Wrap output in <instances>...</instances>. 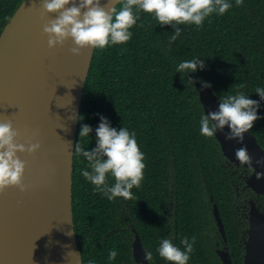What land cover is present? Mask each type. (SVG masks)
Listing matches in <instances>:
<instances>
[{"label": "trees", "instance_id": "1", "mask_svg": "<svg viewBox=\"0 0 264 264\" xmlns=\"http://www.w3.org/2000/svg\"><path fill=\"white\" fill-rule=\"evenodd\" d=\"M228 2L233 5L229 11L213 13L202 26L179 25L181 35L171 47L173 27L159 25L151 14L141 12L126 44L95 50L76 144L85 151L96 147L102 116L117 131L124 127L136 133L145 169L141 186L132 189V200L109 201L82 175L90 171L88 161L74 155L73 215L83 264H137L133 229L146 252L152 253L150 264H170L157 252L162 240L170 239L183 250L180 241L193 236L188 264H222L211 247L212 204L224 223L233 264H243L239 207L245 176L252 169L230 164L215 136L201 135L200 118L205 112L195 87L196 81L209 86L219 100L243 92L259 102L257 115L262 118L250 132L264 149V101L255 93L257 87L264 88V0H243V6ZM20 3L12 0L0 8V34ZM123 4L124 0L117 11ZM193 58H201L205 67L185 74L182 82L176 68ZM82 125L91 127L89 137L79 138ZM107 182H115L111 174ZM204 227L210 241L204 237ZM112 250L118 255L109 261Z\"/></svg>", "mask_w": 264, "mask_h": 264}, {"label": "water", "instance_id": "2", "mask_svg": "<svg viewBox=\"0 0 264 264\" xmlns=\"http://www.w3.org/2000/svg\"><path fill=\"white\" fill-rule=\"evenodd\" d=\"M123 0H117L118 6ZM42 0H22L0 35V123L11 121L16 143H39L34 155L19 154L26 163L25 192L9 188L0 194V264H83L73 215L74 149L85 87L96 49L73 56L74 43L49 49L41 20ZM78 3V0H77ZM107 0H101L104 5ZM71 5H69L70 7ZM195 87L205 114L219 109L214 91L201 82ZM230 129L217 131L224 157L240 166L237 149L252 158L247 187L264 195V149L250 130L243 143L227 140ZM248 239L243 264H264V213L250 202ZM214 217L225 229L218 208ZM132 243L137 264H149L136 229ZM69 251L79 255L67 256ZM223 264H233L227 250L217 252Z\"/></svg>", "mask_w": 264, "mask_h": 264}, {"label": "clouds", "instance_id": "3", "mask_svg": "<svg viewBox=\"0 0 264 264\" xmlns=\"http://www.w3.org/2000/svg\"><path fill=\"white\" fill-rule=\"evenodd\" d=\"M116 3L117 0H107L104 5L101 0H78V3L77 0H42L41 20H46L49 14H56L54 19L47 20L43 25L42 35L47 37L49 49L63 47L71 39L74 46L70 53L80 56L83 49H104L110 44H126L132 37L130 29L137 25L141 12L151 14L159 25L173 27L174 34L169 38L171 47L181 35L179 25L199 27L213 13L223 15L233 7L228 0H124L123 7L117 11ZM235 6H243V0H235ZM204 67L201 58H193L179 63L176 72L181 73L184 82L185 74L195 73L198 68L203 70ZM192 83L191 80L187 81L188 85ZM239 87L243 88L244 85ZM255 93L264 101V88L257 87ZM248 97L243 92L221 96L218 111L201 115V135L212 138L218 130L223 131L228 126L230 131L226 139L243 143L245 133L262 118L257 115L259 102ZM100 120L96 129V147L92 151H85L79 142L75 145L74 153L83 156L90 169L82 171V175L94 186V191L102 193L109 201L117 197L132 200V189L141 186L145 169V156L138 146L136 133L124 127L117 131L104 117L101 116ZM91 132L90 126L82 125L79 138L89 137ZM18 136L11 121L0 123V194L9 188L25 192L29 187L23 182L26 163L18 153L34 155L41 145L31 142L27 146L18 144ZM235 155L241 165L251 167L252 158L246 147L237 149ZM108 174L115 181L111 185L107 182ZM195 241V236L184 237L180 241L183 245L181 250L170 239H164L157 252L170 264H188ZM76 255L80 256L74 251L67 253V256ZM117 255L116 250L110 251L109 261L115 260ZM146 259H152L151 252H146Z\"/></svg>", "mask_w": 264, "mask_h": 264}, {"label": "flooded vegetation", "instance_id": "4", "mask_svg": "<svg viewBox=\"0 0 264 264\" xmlns=\"http://www.w3.org/2000/svg\"><path fill=\"white\" fill-rule=\"evenodd\" d=\"M22 3V0H20ZM10 3H12V0H0V8H5L6 6H8ZM20 3V4H21ZM20 6V5H19ZM19 8V7H18ZM17 8V9H18ZM3 31V30H2ZM1 31V32H2ZM1 35V34H0ZM229 164V163H228ZM230 165V164H229ZM244 167V166H243ZM246 168V167H245ZM252 173V172H251ZM251 175V174H250ZM249 177V175L245 176V181L247 180V178ZM243 190L245 191L242 195V204L239 207V210H241V214L239 217V224H238V228L241 229V242L243 244V249H244V253L242 256V259H244V255H245V243L248 239V230H249V212L251 209L250 206V202L254 201L256 206L264 213V195H258L257 193H255L253 190H251L250 188H248L247 186H245L243 188ZM212 200V198H211ZM213 201V200H212ZM246 203V204H243ZM217 207L216 204H212V215H213V222H214V228H215V234L213 235V241H212V250L214 251V253L217 255L218 259L220 260V262L223 264L222 260L220 259L219 255H218V251L221 250H227L228 253L230 254V258L232 260L233 263V252L231 250V247L229 246V242L226 236V239H224V237L221 235L220 231H219V227L217 224V221L214 217V207ZM218 208V207H217ZM219 210V209H218ZM220 213V212H219ZM221 217V216H220ZM223 222V221H222ZM224 225V223H223ZM225 229V228H224ZM203 233H204V237L207 240H211L212 237L209 234L208 230H206V227H204L202 229ZM226 235V232H225ZM150 264V263H149Z\"/></svg>", "mask_w": 264, "mask_h": 264}]
</instances>
